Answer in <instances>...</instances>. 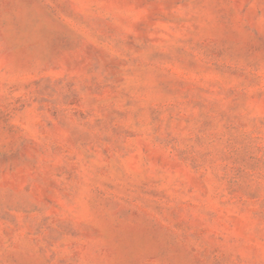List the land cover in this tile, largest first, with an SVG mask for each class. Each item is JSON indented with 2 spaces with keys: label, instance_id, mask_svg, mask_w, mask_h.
I'll return each instance as SVG.
<instances>
[{
  "label": "rangeland",
  "instance_id": "374dc122",
  "mask_svg": "<svg viewBox=\"0 0 264 264\" xmlns=\"http://www.w3.org/2000/svg\"><path fill=\"white\" fill-rule=\"evenodd\" d=\"M0 264H264V0H0Z\"/></svg>",
  "mask_w": 264,
  "mask_h": 264
}]
</instances>
